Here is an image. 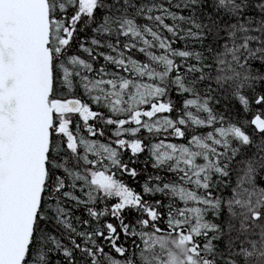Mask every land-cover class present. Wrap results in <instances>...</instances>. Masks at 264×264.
<instances>
[{"label": "snow or ice", "instance_id": "1", "mask_svg": "<svg viewBox=\"0 0 264 264\" xmlns=\"http://www.w3.org/2000/svg\"><path fill=\"white\" fill-rule=\"evenodd\" d=\"M0 264H264V0H0Z\"/></svg>", "mask_w": 264, "mask_h": 264}]
</instances>
